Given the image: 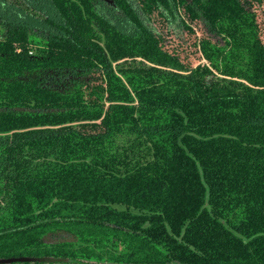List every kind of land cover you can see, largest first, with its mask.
<instances>
[{
    "label": "trees",
    "instance_id": "obj_1",
    "mask_svg": "<svg viewBox=\"0 0 264 264\" xmlns=\"http://www.w3.org/2000/svg\"><path fill=\"white\" fill-rule=\"evenodd\" d=\"M113 1L0 0V259L264 264L263 0Z\"/></svg>",
    "mask_w": 264,
    "mask_h": 264
},
{
    "label": "rangeland",
    "instance_id": "obj_2",
    "mask_svg": "<svg viewBox=\"0 0 264 264\" xmlns=\"http://www.w3.org/2000/svg\"><path fill=\"white\" fill-rule=\"evenodd\" d=\"M152 2V15H153V23L163 33L167 40V45L172 47L183 48V54L191 59L193 63H197L200 59V56L197 54L198 52L194 50L193 40L194 34L191 32L190 27H194V29H198L201 33L202 28L199 25L197 19H190V15L185 13L183 8L181 9V14L183 15V19L179 21V26L177 24L173 25L176 28H169L167 24L159 17L158 13V3H161L162 0H150ZM257 13L259 15V19L261 25L264 30V0L261 5L256 4ZM182 38V39H179ZM184 40V41H183ZM264 42V35H263ZM261 59H262V67L264 72V45L261 46Z\"/></svg>",
    "mask_w": 264,
    "mask_h": 264
},
{
    "label": "water",
    "instance_id": "obj_3",
    "mask_svg": "<svg viewBox=\"0 0 264 264\" xmlns=\"http://www.w3.org/2000/svg\"><path fill=\"white\" fill-rule=\"evenodd\" d=\"M109 4H114L113 0H104ZM52 258L48 257H10L0 259V264H11L16 262H51Z\"/></svg>",
    "mask_w": 264,
    "mask_h": 264
}]
</instances>
